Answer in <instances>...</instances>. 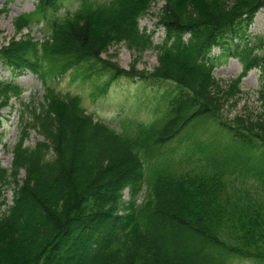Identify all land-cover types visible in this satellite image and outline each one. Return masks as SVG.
I'll return each instance as SVG.
<instances>
[{
  "label": "trees",
  "instance_id": "16d2710c",
  "mask_svg": "<svg viewBox=\"0 0 264 264\" xmlns=\"http://www.w3.org/2000/svg\"><path fill=\"white\" fill-rule=\"evenodd\" d=\"M71 1L77 5L59 13ZM153 1L37 0L31 13L16 18L28 32L0 47V68L13 74L0 80V109L23 91L13 78L25 73L42 82L44 101L25 106L11 148L13 168L25 175L0 209V264H264V39L252 42L247 32L264 0H162L157 43L153 31L139 28ZM39 22L43 35L35 38L30 26ZM121 42L137 53L156 50V66L123 69L99 57ZM228 57L241 71L223 86L213 70ZM253 68L261 75L252 90L258 113L227 118L223 104ZM69 69L82 82L107 74L94 97L120 77L172 88L158 97L151 120L128 122L118 132L87 112L78 95L47 82ZM196 119L217 122L232 155H210L180 170L158 162L168 143L188 141L177 138ZM30 127L43 139L35 147L24 143ZM45 147L54 156L44 158ZM253 153L258 169L245 166ZM249 176L253 195L233 186ZM142 182L146 191L137 203L132 196ZM5 183L0 166V205Z\"/></svg>",
  "mask_w": 264,
  "mask_h": 264
},
{
  "label": "rangeland",
  "instance_id": "374dc122",
  "mask_svg": "<svg viewBox=\"0 0 264 264\" xmlns=\"http://www.w3.org/2000/svg\"><path fill=\"white\" fill-rule=\"evenodd\" d=\"M37 0H0V47L7 45L13 40L28 32L27 28L18 29L15 23L17 17L31 13L35 7ZM8 2V3H7ZM77 5V1L65 3L59 10V13L65 9H73ZM163 5L162 0L153 1L147 8V12L139 19V28L146 29L147 32L153 31V42L161 41L163 37V29L157 26V16ZM41 23H33L30 26V32L35 38H41ZM248 34L255 42L257 37L264 39V7L261 8L254 16L253 21L248 29ZM264 54V48L259 52ZM215 56L220 54V50L215 48L212 52ZM102 60L115 63L123 69L151 71L157 64L156 50L148 49L142 53H137L130 49L125 43L121 42L107 46L99 56ZM241 71L240 62L232 57L220 59L217 61L213 74L216 79L220 80L221 85H225L230 78L237 76ZM13 75V74H12ZM10 72L0 68V80H8L12 78ZM260 71L253 68L248 71L242 79L239 90L236 95L223 104L222 113L227 118L238 116L239 119L252 118L258 113L259 102L256 99L255 93L252 91L257 89L260 82ZM91 78L87 82H82L75 75L73 69L66 70L59 76L47 81L57 91L62 94L78 95L81 98L82 105L87 112L94 115L95 119L102 120L109 124L114 130L122 132V128L127 127L128 122H146L153 117L154 107L158 97L166 91H170L172 85L164 82H154L152 84L142 83L135 78L120 77L109 82L105 93L99 94V91L93 94L94 85L102 87L101 84L107 81V74L102 73L98 78ZM14 82L23 87V91L18 96H11L7 105L0 109L1 127H0V166L6 171V183L4 185L3 203L0 209H5L11 203L12 187L20 184L24 178L22 168L15 170L12 166V145L15 143L19 131L20 121L26 114L25 106L28 104L41 105L43 103L42 94L44 87L42 82L32 73H25L21 76H15ZM30 103V104H29ZM244 119V118H243ZM186 138L188 141H175L169 147L164 148L163 158L158 162L162 165H167L174 170H180L186 166H192V161L199 164L205 161L206 157L212 155L214 158H226L232 155L230 146L222 142L227 141V134L221 126L210 119H196L188 124L182 131V134L177 139ZM43 141L37 130L30 127L27 130L24 143L30 147ZM5 144V145H4ZM223 146V147H222ZM224 147H227L226 149ZM44 158L54 156L53 150L48 148L42 149ZM257 153L250 154L245 159V166L250 169L259 168L261 162ZM150 160L145 165V172L151 170ZM189 162L188 164H186ZM261 162V163H260ZM192 163V164H191ZM253 180L249 177H239L233 182L241 193L254 194L256 189L251 185ZM146 191V182H142L138 187L137 192L133 194V198L139 203ZM130 193L127 188L123 190V200L128 201ZM72 247V245L70 246ZM68 249L71 251L72 248ZM62 250V249H61ZM63 251V250H62ZM241 264H252L246 260H236Z\"/></svg>",
  "mask_w": 264,
  "mask_h": 264
}]
</instances>
